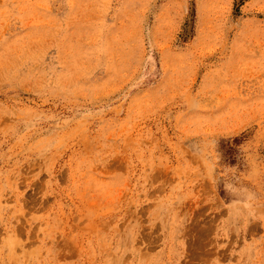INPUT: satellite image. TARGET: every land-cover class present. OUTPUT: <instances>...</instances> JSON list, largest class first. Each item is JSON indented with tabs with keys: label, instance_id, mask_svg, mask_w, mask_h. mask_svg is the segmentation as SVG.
Returning a JSON list of instances; mask_svg holds the SVG:
<instances>
[{
	"label": "rangeland",
	"instance_id": "rangeland-1",
	"mask_svg": "<svg viewBox=\"0 0 264 264\" xmlns=\"http://www.w3.org/2000/svg\"><path fill=\"white\" fill-rule=\"evenodd\" d=\"M0 264H264V0H0Z\"/></svg>",
	"mask_w": 264,
	"mask_h": 264
},
{
	"label": "trees",
	"instance_id": "trees-1",
	"mask_svg": "<svg viewBox=\"0 0 264 264\" xmlns=\"http://www.w3.org/2000/svg\"><path fill=\"white\" fill-rule=\"evenodd\" d=\"M246 0H237L238 4H243Z\"/></svg>",
	"mask_w": 264,
	"mask_h": 264
}]
</instances>
